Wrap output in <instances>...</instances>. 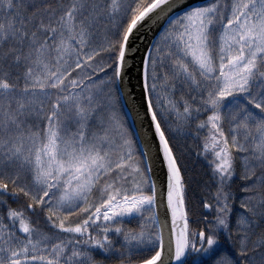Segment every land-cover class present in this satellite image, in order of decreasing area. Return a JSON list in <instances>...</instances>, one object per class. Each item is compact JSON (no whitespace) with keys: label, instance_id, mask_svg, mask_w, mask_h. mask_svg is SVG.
<instances>
[{"label":"snow or ice","instance_id":"snow-or-ice-1","mask_svg":"<svg viewBox=\"0 0 264 264\" xmlns=\"http://www.w3.org/2000/svg\"><path fill=\"white\" fill-rule=\"evenodd\" d=\"M0 264H264V0H0Z\"/></svg>","mask_w":264,"mask_h":264},{"label":"water","instance_id":"water-1","mask_svg":"<svg viewBox=\"0 0 264 264\" xmlns=\"http://www.w3.org/2000/svg\"><path fill=\"white\" fill-rule=\"evenodd\" d=\"M132 71L134 72L135 71V68H133Z\"/></svg>","mask_w":264,"mask_h":264},{"label":"trees","instance_id":"trees-1","mask_svg":"<svg viewBox=\"0 0 264 264\" xmlns=\"http://www.w3.org/2000/svg\"><path fill=\"white\" fill-rule=\"evenodd\" d=\"M194 146V145H193Z\"/></svg>","mask_w":264,"mask_h":264}]
</instances>
